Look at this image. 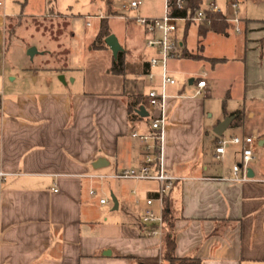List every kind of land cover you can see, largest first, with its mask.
<instances>
[{
    "label": "crops",
    "instance_id": "1",
    "mask_svg": "<svg viewBox=\"0 0 264 264\" xmlns=\"http://www.w3.org/2000/svg\"><path fill=\"white\" fill-rule=\"evenodd\" d=\"M246 1L264 11V0ZM27 3L0 0V171L6 173L0 185V264H156L159 240L145 234L141 220L146 205L118 187L108 197L106 180L111 179L89 177L141 163L143 145L131 132L149 129L144 93L150 84L143 72L154 49L146 46L141 26L142 31H128L131 24L137 25L132 16L124 18L122 38L116 36L125 60L122 74L108 71L112 52L107 45L101 49L111 53L104 86L75 85L64 66L11 67L6 82L7 23L19 17L18 6L22 11ZM262 15L240 18L242 34L234 39V52L223 46L230 40L229 24L226 33H217L201 32L198 23L180 22L175 33L179 49L168 60V70L176 83L168 87L162 153L166 170L186 177L174 184L164 201L177 257L199 259L201 264H264V124L247 121L254 111L245 107L247 102L264 103ZM184 52L190 56H182ZM235 64L243 68L236 108L230 106V68ZM42 72L51 77L38 81ZM199 79H205L206 86L197 95ZM134 94L142 95L140 106L147 115L129 120L127 102ZM237 110L243 112L241 119L234 118L221 136H257L249 181L231 179L232 166L240 163L241 145L229 144L218 160L213 155L221 137L213 128ZM207 140L211 162L201 152ZM100 158L101 164L94 167ZM124 180L135 183L132 195L142 192L146 198L154 197L158 186L153 180ZM111 194L117 208L113 202L99 203ZM104 205L126 215L120 228L133 242L126 244L129 248H116L110 237L97 234Z\"/></svg>",
    "mask_w": 264,
    "mask_h": 264
},
{
    "label": "rangeland",
    "instance_id": "2",
    "mask_svg": "<svg viewBox=\"0 0 264 264\" xmlns=\"http://www.w3.org/2000/svg\"><path fill=\"white\" fill-rule=\"evenodd\" d=\"M18 1L22 2L23 0ZM130 1L132 0H28L24 10L21 11L20 6H18L17 12L20 16L9 20L6 29L8 37L6 53L3 54L7 68L3 73L6 82L9 80L7 72L11 67L17 69L19 67L64 66V68L70 69V77L76 79L75 85L84 83L88 89L96 88L98 85L104 86L107 81L104 70L108 65L111 53L91 48L94 36L99 30L100 21L107 17L109 30L121 39L123 31H126L125 20L123 16L119 17L118 15L126 14V16H133L134 18L136 16L160 17L164 13V0H140L141 4L137 10L123 8V4ZM210 1L215 2L218 8L229 15L227 3L234 0H202L203 5L201 7ZM236 1L238 2V17L263 18L264 11H261L252 2ZM87 22L90 24L87 25ZM136 24L134 27L131 24L128 31H142L138 23ZM228 24L230 40H226L223 46L234 52V39L240 38L242 33L234 30V23L228 22ZM58 32V39L55 40L52 37ZM193 33L194 31H188V38H194ZM31 47L36 48L32 57L28 54ZM40 50L46 52L43 54ZM255 66L256 59L254 58L251 67L254 68ZM242 70L241 64H235L234 67L230 68L234 77L230 90L233 98L230 101V106L234 108L238 106L239 102L238 93L241 88ZM49 76L46 72H42L38 81L48 79ZM145 107L150 116L154 114V111L148 110L146 103ZM245 107H252L254 111V118L246 117L247 121H257L264 124V103L252 105L251 102H247ZM209 112L211 114V110ZM208 121L211 123V115ZM209 132L211 135V129ZM257 147L259 146L257 145ZM201 152L202 156L206 155L207 160L211 162V140H207L203 144ZM261 153L264 156V151ZM134 184V182L124 179L106 180V190L108 191L106 194L110 197L109 191L116 190L115 188L118 187L125 191L131 199L133 197L144 205L145 193L137 192L134 195L130 193ZM111 207L109 205L100 207L102 215L100 214L101 216L97 219V234L102 237H110V242L115 244L116 248H121V246L129 248L126 244L131 245L133 242L122 235L120 228V223L126 220V215L121 209L114 211ZM151 238L158 239L156 236Z\"/></svg>",
    "mask_w": 264,
    "mask_h": 264
},
{
    "label": "built area",
    "instance_id": "3",
    "mask_svg": "<svg viewBox=\"0 0 264 264\" xmlns=\"http://www.w3.org/2000/svg\"><path fill=\"white\" fill-rule=\"evenodd\" d=\"M141 4L140 0H132L124 3L123 8L137 9ZM178 7L182 2L177 1ZM205 10L212 12H221L214 2H209L206 7H201L192 15L185 17H173L170 15V6L168 0H164V13L160 17L136 16L133 20L142 27L146 37L147 47L154 49V54L147 59L148 68L143 72V76L149 82V86L144 93V100L148 110L154 111L150 116L149 129L146 132L133 130L131 135L137 138L143 145V158L139 165L127 167L111 173H93L89 177L99 180L104 179H134V180H153L158 186L154 197L145 199V209L142 212L141 220L144 226V232L148 236H156L159 240V256L156 264H163L161 259V247L164 238L167 235H173V229L167 227L164 217L165 213V195L173 188L177 182H182L186 177L173 175L169 173L163 163L162 143L164 120L166 116L167 101L169 98L168 87L175 84L176 80L168 70V60L178 53L179 43L175 36L178 29V22L190 23H209L205 17ZM229 15L224 14L227 22L234 23V30L241 31L240 17L237 16L238 3L232 1L228 4ZM222 13V12H221ZM127 21L131 18L123 16ZM89 25V22L86 23ZM158 69V73L154 69ZM158 82L155 83V79ZM206 86L205 79H199L196 82L195 94L204 93ZM257 136H231L218 137L214 147V158L220 159L229 144L241 145L240 163L232 166L233 177L235 181H249L252 178L247 175L249 163L254 159L253 146L257 143ZM6 173L0 171V185ZM90 193H94L93 190ZM112 200L107 197L99 198L100 204H109Z\"/></svg>",
    "mask_w": 264,
    "mask_h": 264
},
{
    "label": "trees",
    "instance_id": "4",
    "mask_svg": "<svg viewBox=\"0 0 264 264\" xmlns=\"http://www.w3.org/2000/svg\"><path fill=\"white\" fill-rule=\"evenodd\" d=\"M178 0H168L170 6V15L173 17H185L187 15H192L196 10L201 8V0H180L182 2L181 7L177 5ZM25 4V0L22 1V6ZM205 17L209 23L200 24V31L204 32L207 30H211L217 33H226V29L228 27V22L225 20V16L221 12H210L205 10ZM107 18H104L100 21V27L97 31L94 39L91 43V48L93 49H103L106 47L104 39L109 35V28L107 24ZM190 22H186L189 24ZM190 56V54L184 52L182 56ZM146 65V64H145ZM125 69V60L123 51L118 52L116 58H112L110 67L108 71L113 74H122ZM142 95L134 94L129 96L127 102L128 108V117L129 120H138L142 117L138 115L136 109L140 106L142 102ZM233 114H236L235 122H238L243 112L241 110L235 111ZM165 220H168V213H164ZM175 250V238L174 235H167L162 243L161 247V259L163 264H201L199 259L191 258V257H177L174 253ZM126 257V256H124Z\"/></svg>",
    "mask_w": 264,
    "mask_h": 264
},
{
    "label": "water",
    "instance_id": "5",
    "mask_svg": "<svg viewBox=\"0 0 264 264\" xmlns=\"http://www.w3.org/2000/svg\"><path fill=\"white\" fill-rule=\"evenodd\" d=\"M105 44L110 48L111 52H112V56L113 58L117 57V54L119 51L122 50V46L119 44L116 36L114 34H109L108 36L105 37L104 39ZM36 52V48L35 47H31L28 50V54L30 55V57L33 56V53ZM136 112L140 115V116H146L147 112L144 108V106H140ZM235 118L234 114L231 115H227L226 117H224L223 120H221L214 128H213V132L217 135V136H221L223 134V132L225 131V129L229 126V124L231 123V121ZM103 159H97L96 162L93 164L94 167H98ZM247 175L249 177H251L253 175V173L248 169V173ZM111 199L114 205V208H117V199L115 198V196L113 194H111ZM106 254H110L109 251H107Z\"/></svg>",
    "mask_w": 264,
    "mask_h": 264
}]
</instances>
